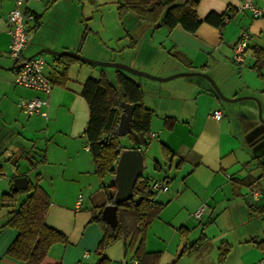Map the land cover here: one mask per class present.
Masks as SVG:
<instances>
[{"label":"crops","instance_id":"obj_1","mask_svg":"<svg viewBox=\"0 0 264 264\" xmlns=\"http://www.w3.org/2000/svg\"><path fill=\"white\" fill-rule=\"evenodd\" d=\"M15 1L0 0V65L5 67L14 60L8 54L7 15ZM118 1L24 0L35 20L31 40L16 63L40 47H50L82 54L87 50L89 57L121 61L159 76L198 70L227 97H258L264 115V61L256 54L264 49V15L239 9V0H199V18L210 10L229 12L231 18L222 26L202 22L194 32L180 25L151 26L144 37L139 19H120ZM255 3L264 9V0ZM66 19L72 30L66 31ZM242 31L248 32V46L244 61L237 63L233 46ZM48 54L45 58L41 53L43 72L52 83L48 95L14 83L13 70L0 67V156L11 157L2 162V177L9 173L4 164L13 166L10 181H0V264H27L7 253L18 229L6 224L26 194L16 200L3 197L13 178L23 174L48 195L47 225L66 237V243L52 244L49 254L60 264H95L100 258L96 247L102 229L92 215L109 203L112 175L100 179L94 171L84 134L88 106L82 87L88 78L98 79L102 73L112 77L114 72L70 55ZM255 63H260L259 70ZM178 77L168 84L132 78L143 91L144 104L154 110L151 141L146 148L137 146L145 162L150 151V172L144 176L150 182L167 178V189L153 193L162 206L146 230L147 255L141 264H254L264 258V212L258 209L264 201L262 195L253 204L246 199L252 185L264 188V179H257L264 172V123L257 119L256 102H225L206 79ZM35 94L48 99L46 117L21 111L20 100ZM215 109L222 113L219 119L213 116ZM162 145L170 151L167 157ZM201 205V217H194ZM221 246L228 250L220 262ZM104 254L107 264H137L134 248H126L122 239Z\"/></svg>","mask_w":264,"mask_h":264},{"label":"trees","instance_id":"obj_2","mask_svg":"<svg viewBox=\"0 0 264 264\" xmlns=\"http://www.w3.org/2000/svg\"><path fill=\"white\" fill-rule=\"evenodd\" d=\"M198 3L199 0H119L117 10L120 19L131 15L155 27L162 25L170 29L180 25L188 32L196 31L202 22L222 26L232 16L226 11L210 10L201 19L197 12ZM256 54L259 57L262 55L260 62L264 61V49H256ZM254 67L259 70L260 63H255ZM65 71L66 67L63 68L62 77L65 76ZM113 77L114 79L111 80L102 73L98 79L88 78L82 87V96L88 106V120L84 134L92 154L94 171L100 179L107 173L113 176L114 165L123 148L119 139L120 134L117 133L122 101L134 105L131 119L133 133L127 132L133 139V147L146 148L151 141L150 122L153 112L144 104L140 85L118 69L115 70ZM162 149L167 157L170 151L164 145ZM12 157H14L13 162L17 156L13 153ZM259 178L264 179V172L257 177ZM247 181L251 184L254 179ZM109 187L111 191L107 193V199L112 202L115 187L112 183ZM22 193L26 196L18 208L9 213L6 221V224L18 229V234L9 244L7 253L27 264H60L59 259L49 254V248L56 242L66 243V237L46 223L50 204L48 195L37 182L29 180L25 188L12 186L3 197L7 200H16ZM153 193L148 177L141 173L135 182L132 195L117 204L118 222L115 228H111L101 217V209L92 215V220H95L102 229V236L96 247L100 258L95 264H107L104 251L118 239L126 242V248H134L137 264H141V260L147 255L144 248L146 230L162 206L160 202L154 200ZM262 201H264V188H262ZM258 209L264 212V202L258 206ZM261 246L264 248V242ZM227 250V247H220V262L225 258Z\"/></svg>","mask_w":264,"mask_h":264},{"label":"water","instance_id":"obj_3","mask_svg":"<svg viewBox=\"0 0 264 264\" xmlns=\"http://www.w3.org/2000/svg\"><path fill=\"white\" fill-rule=\"evenodd\" d=\"M31 40V38H30ZM29 40V42H30ZM28 42V43H29ZM27 43V44H28ZM48 52L54 55H70L75 57L79 60L88 62L90 64L99 65V66H112L121 70L122 72L127 71L134 75H138L141 77L150 78L157 81L169 80L171 78H175L178 76H185V77H195L200 76L208 81L212 90L215 94L225 102H241L246 99H253L257 105V119L264 123V115H262V106L258 97L254 95H237L234 97H227L223 94L220 90L219 86L216 82L205 72L198 71V70H186V71H177L165 75L164 77L155 75L149 72L142 71L140 69L134 68L129 66L128 64L114 61V60H100L96 58H91L88 56L83 55L79 51L69 50V49H62L57 50L50 47H40L35 52L31 53L27 56V59L31 57ZM17 58H14L13 63L7 67L0 65V67L13 70L23 64L22 62L16 63ZM115 72V71H114ZM111 79V77H109ZM122 112L119 117V122L117 125V133L122 135L125 133H133L131 128V119H132V111L134 105L132 103H128L122 101ZM10 156L6 157L4 154L0 156V167L2 166L3 161L10 160ZM145 156L143 151L139 147H125L122 148L120 151L116 163L114 165V174L112 176L111 183L115 187V193L112 198V202L106 203L102 210H101V217L110 225L111 228H115L118 218H117V204L125 201L132 195V190L135 185V182L138 176L143 172L145 169ZM28 183V177L23 174L13 178V187H20L25 188Z\"/></svg>","mask_w":264,"mask_h":264},{"label":"built area","instance_id":"obj_4","mask_svg":"<svg viewBox=\"0 0 264 264\" xmlns=\"http://www.w3.org/2000/svg\"><path fill=\"white\" fill-rule=\"evenodd\" d=\"M239 9H249L253 16L264 15V9L260 8L255 0H239ZM35 20L34 12L28 10L24 6V0H16L15 5L10 9L7 15L8 33L10 36V42L8 47V54L13 58H20L23 48L27 45L31 38L32 22ZM248 32L242 31L239 38L233 46L232 59L237 63L244 61L246 49L248 46ZM23 64L13 69V81L14 83L33 88L37 91H42L45 94H49L52 88L50 78L43 72L45 65V59L41 54L35 55L30 59H23ZM21 61V62H22ZM48 104V99L42 97L39 94H35L29 97H24L20 100L19 105L21 111L25 115H32L39 113L42 116H47L45 109ZM213 116L219 119L222 113L219 109L213 111ZM4 176V172H0V178ZM167 178L163 181H151L150 189L155 191L157 189H167ZM262 195V189L257 185H252L249 193L246 195V199L250 204L258 201ZM205 205H201L195 209L192 214L194 217L200 218ZM136 264V261H134ZM254 264H264V258L256 261Z\"/></svg>","mask_w":264,"mask_h":264},{"label":"rangeland","instance_id":"obj_5","mask_svg":"<svg viewBox=\"0 0 264 264\" xmlns=\"http://www.w3.org/2000/svg\"><path fill=\"white\" fill-rule=\"evenodd\" d=\"M140 23L143 25L142 27H143V30H142V32H143V34L145 35L144 37H146L148 34H150V32L148 31V29L151 27V26H153V25H150V24H148L147 22H145V21H142V20H140ZM72 28H74V25H71V23H70V20H67L66 19V31L68 30H72ZM85 56H88V55H86V54H89V52L86 50V51H84V53H83ZM42 55L46 58V57H50V54H48V53H46V52H44V53H42ZM89 57V56H88ZM91 58H93V57H91ZM97 59V58H96ZM99 59V58H98ZM180 61H182V59L181 58H178ZM100 60H103V59H100ZM114 61H116V60H114ZM118 62H121V61H118ZM122 63H124V62H122ZM126 64V63H125ZM129 66H131V67H134V68H137V69H140V68H138V67H135V66H133V65H129ZM101 67H103V68H105V69H107V70H110V71H115L117 68H115V67H112V66H101ZM140 70H142V71H145V70H143V69H140ZM145 72H147V71H145ZM124 73L126 74V75H128V76H130L131 78H133V79H144L145 81H150V82H154V81H156L157 82V80H153V79H150V78H146V77H141V76H138V75H134V74H132V73H130V72H127V71H124ZM165 75H163L162 77H164ZM179 77H176V78H171V79H169V80H163V81H158V82H160V83H162V84H168V83H171V81H173L174 79H178ZM114 79V77L112 76L111 77V80H113ZM244 101V100H243ZM156 109V108H155ZM158 110H160V109H157V111ZM156 111V112H157ZM153 113H154V110H153ZM155 115V114H154ZM153 117H155V116H153ZM128 137V134H123L122 136H121V142H122V144H124L126 147H131L132 145H133V142H132V140L131 139H129V138H127ZM148 156L149 157H146V166H145V169L143 170V172H142V174L143 175H145L146 173H148V172H150V167H151V161H150V151H148ZM4 168L6 169V170H8V175L7 176H5V177H2L1 179L2 180H0V181H5V182H8V181H10L9 179H8V176H10L11 175V171H13V166H12V164L11 163H9V162H6L5 164H4ZM13 178V177H12ZM29 178L30 179H32V174L30 173L29 174Z\"/></svg>","mask_w":264,"mask_h":264}]
</instances>
